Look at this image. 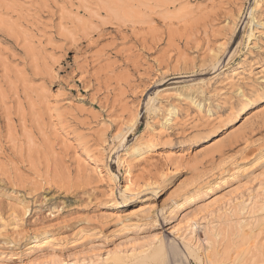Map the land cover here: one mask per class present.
I'll use <instances>...</instances> for the list:
<instances>
[{"label":"rangeland","instance_id":"374dc122","mask_svg":"<svg viewBox=\"0 0 264 264\" xmlns=\"http://www.w3.org/2000/svg\"><path fill=\"white\" fill-rule=\"evenodd\" d=\"M160 243L264 264V0H0V264Z\"/></svg>","mask_w":264,"mask_h":264},{"label":"bare ground","instance_id":"6f19581e","mask_svg":"<svg viewBox=\"0 0 264 264\" xmlns=\"http://www.w3.org/2000/svg\"><path fill=\"white\" fill-rule=\"evenodd\" d=\"M233 72V74H235V76L237 75L236 74V71H235V69L232 71ZM149 100H150V97H149ZM170 112V111H169ZM256 112V111H255ZM253 114V113H252ZM252 114L251 115H245L246 117L244 118V121H246V120H248L251 116H252ZM222 137H224V136H222ZM221 139V138H220ZM220 139H216V141H214V142H211L209 145H207V146H205V147H203V148H201V149H199L198 151L200 152V151H203L204 149H206L207 147H210V146H212V145H214L217 141H219ZM219 148V147H218ZM150 151V150H149ZM138 152H142V151H138ZM140 154V153H139ZM142 154V153H141ZM130 181V180H129ZM129 183V182H128ZM125 187V186H124ZM127 188V187H126ZM126 189H124V191H125ZM127 191V190H126ZM210 214H212V213H210ZM196 224H198V223H196ZM191 228V229H190ZM187 230H191V233H193L194 232V230H195V228L193 227H191L190 226V224L188 223L187 224V228H186ZM215 236H218V232H215V233H213ZM246 233H244V237L246 236L245 235ZM182 239V243H183V248H185L186 249V252H187V255L189 256V258H191V260L190 261H193V262H195V263H197L198 261H199V253H201V251L200 250H196V246H195V248H192L191 246V242H190V239H186V238H181ZM51 239H48V240H46L45 241V243H47V242H49ZM209 241H210V239L207 237H205V241H204V243H207V244H210L209 243ZM245 241L247 242V244H249V240L248 239H245ZM40 246H45V244L44 243H42V245H40ZM176 246V245H175ZM210 246V245H209ZM32 247V246H31ZM211 247V246H210ZM172 248V247H171ZM174 248V247H173ZM172 248V249H173ZM176 248L178 249V247L176 246ZM184 249V250H185ZM166 251L167 250H165V245L163 244V243H160V244H158L155 248H153L148 254H145L143 257H142V259H140L139 261H134V263L135 264H151V263H157V264H171L170 262L169 263H167V253H166ZM203 252V255H204V257H205V261H206V263L207 264H212V262L210 261V259H209V254H208V248H206V247H204L203 248V250H202ZM176 249L174 248L173 250H172V254L174 255V257L176 256ZM180 252V255L181 254H183V253H181V251H179ZM170 254H171V252H170ZM171 256V255H170ZM184 255H181V257H183ZM186 257V256H185ZM140 258V257H139ZM189 260V259H188ZM233 260V263H235V260L234 259H232ZM118 261V260H117ZM200 262V261H199ZM188 263H190V262H188ZM176 264H180V262L179 263H177L176 262ZM181 264H184V263H181ZM200 264V263H199ZM235 264H239V263H235Z\"/></svg>","mask_w":264,"mask_h":264}]
</instances>
